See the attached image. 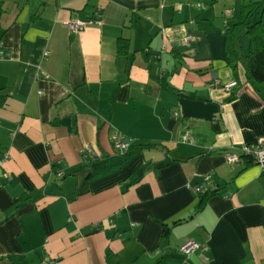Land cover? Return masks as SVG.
<instances>
[{"label":"crops","instance_id":"obj_1","mask_svg":"<svg viewBox=\"0 0 264 264\" xmlns=\"http://www.w3.org/2000/svg\"><path fill=\"white\" fill-rule=\"evenodd\" d=\"M250 1L0 0V264H264V169L226 155L264 137L225 48Z\"/></svg>","mask_w":264,"mask_h":264},{"label":"trees","instance_id":"obj_2","mask_svg":"<svg viewBox=\"0 0 264 264\" xmlns=\"http://www.w3.org/2000/svg\"><path fill=\"white\" fill-rule=\"evenodd\" d=\"M248 36V49L243 52L241 42ZM225 48L230 64H243L248 80L258 86L264 84V0H252L242 5L237 19L227 24L225 31ZM128 42L119 38L117 51L126 53ZM157 144L146 143L140 145L155 146ZM209 190L204 194V200L211 194Z\"/></svg>","mask_w":264,"mask_h":264},{"label":"built area","instance_id":"obj_3","mask_svg":"<svg viewBox=\"0 0 264 264\" xmlns=\"http://www.w3.org/2000/svg\"><path fill=\"white\" fill-rule=\"evenodd\" d=\"M226 14H231V10H227ZM102 24V15L100 13H96L94 16L90 17L87 20H73L70 22V27L74 30H80L86 27L87 25H100ZM195 36L193 34H187L183 37L182 42L185 44H190L195 41ZM1 58L3 55L0 56ZM219 83V80H215L212 85H215ZM236 85V81H230L223 85V88L226 90H230L232 87ZM176 114H179L178 111H176ZM190 135L185 134L183 136L184 140L190 139ZM112 141L115 144L116 147L126 151L128 147L132 144L134 139L132 137H128L122 133H114L112 136ZM227 159L229 162H234L239 160L243 156H248L251 158L252 161L258 163L261 165V167L264 169V137H260L257 139L254 143L244 144L241 146L239 152H227ZM8 157L7 153H4L0 157V166L3 164V162ZM210 178V175H207L205 177V180L208 181ZM192 189L195 192H203L205 191V187L203 185H197L192 187ZM208 249V245L199 240L195 239H187L184 241V243L180 246V250L185 255H190L193 253H200L201 255H204L205 252ZM54 261L50 258H46L42 263L40 264H51Z\"/></svg>","mask_w":264,"mask_h":264},{"label":"rangeland","instance_id":"obj_4","mask_svg":"<svg viewBox=\"0 0 264 264\" xmlns=\"http://www.w3.org/2000/svg\"><path fill=\"white\" fill-rule=\"evenodd\" d=\"M248 40H249L248 36H245L242 41V44L245 45L246 43H248Z\"/></svg>","mask_w":264,"mask_h":264}]
</instances>
